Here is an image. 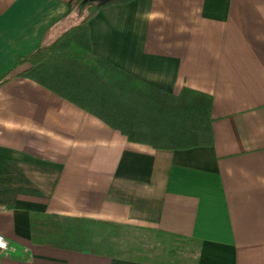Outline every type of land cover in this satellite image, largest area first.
I'll list each match as a JSON object with an SVG mask.
<instances>
[{"label":"crops","instance_id":"0c3cea01","mask_svg":"<svg viewBox=\"0 0 264 264\" xmlns=\"http://www.w3.org/2000/svg\"><path fill=\"white\" fill-rule=\"evenodd\" d=\"M70 1L0 0V77L80 22ZM88 37L93 55L144 84L210 96L213 145L130 142L18 67L0 83V264H153L36 244L37 215L195 241L198 264H264V0L110 5Z\"/></svg>","mask_w":264,"mask_h":264},{"label":"trees","instance_id":"16d2710c","mask_svg":"<svg viewBox=\"0 0 264 264\" xmlns=\"http://www.w3.org/2000/svg\"><path fill=\"white\" fill-rule=\"evenodd\" d=\"M131 1L134 0H114L95 5L85 0H71L67 5V15L79 13L82 15L80 22L53 43L19 57L14 67L0 77V83L15 69L27 65L29 68L20 77L35 81L100 119L130 142L164 151L212 146L210 96L189 89L182 90L179 96L171 95L138 81L91 53L89 20L106 6ZM76 46L82 47V58L61 54L63 49ZM31 231L34 243L58 249L88 251L96 256L153 264H198V242L186 241L187 248L181 249L183 256L177 258L172 245L178 238L143 228L37 215L32 216ZM137 231L154 236L156 247L162 246V254L166 258L149 260L125 257L122 241ZM169 247L172 249L169 250ZM132 250L129 248L127 252ZM136 250L140 251L138 247Z\"/></svg>","mask_w":264,"mask_h":264},{"label":"rangeland","instance_id":"374dc122","mask_svg":"<svg viewBox=\"0 0 264 264\" xmlns=\"http://www.w3.org/2000/svg\"><path fill=\"white\" fill-rule=\"evenodd\" d=\"M83 14H85V12H83ZM79 17L81 20L82 15H79ZM75 20H76L75 17H72L70 19L72 24L75 22ZM61 54H63V56L74 57V58L83 57L82 47L78 48L77 46L76 48L73 47L69 49H63V51H61ZM131 235L132 236H128L122 241L124 244L123 249L125 250L124 252L125 257L139 258V259L147 258L149 260H154V259H157L158 257H160V259L163 258L164 255L162 254V251H163L162 246L156 247L154 236L150 237L147 233L140 232V231L133 232ZM147 235L150 238L147 237ZM141 243H143V245ZM186 245L188 246V243L186 241H181V240L174 241V245L172 246H174L173 248L176 251L177 258L183 256L182 250H185L187 248ZM137 247L140 251L136 250ZM129 248H133V250L130 252H127ZM153 248H156L157 250H153ZM170 249H172V247H169V250Z\"/></svg>","mask_w":264,"mask_h":264},{"label":"built area","instance_id":"2783aa9c","mask_svg":"<svg viewBox=\"0 0 264 264\" xmlns=\"http://www.w3.org/2000/svg\"><path fill=\"white\" fill-rule=\"evenodd\" d=\"M10 250L8 242L5 240L3 236L0 235V254L6 253Z\"/></svg>","mask_w":264,"mask_h":264},{"label":"water","instance_id":"95a60500","mask_svg":"<svg viewBox=\"0 0 264 264\" xmlns=\"http://www.w3.org/2000/svg\"><path fill=\"white\" fill-rule=\"evenodd\" d=\"M88 1L99 4V5H104V4L110 3L114 0H88Z\"/></svg>","mask_w":264,"mask_h":264}]
</instances>
